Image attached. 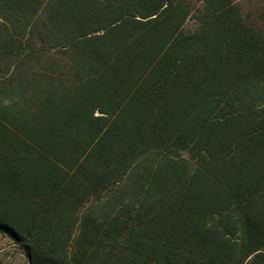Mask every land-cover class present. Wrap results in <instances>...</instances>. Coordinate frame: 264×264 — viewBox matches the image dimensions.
<instances>
[{"label": "trees", "instance_id": "obj_1", "mask_svg": "<svg viewBox=\"0 0 264 264\" xmlns=\"http://www.w3.org/2000/svg\"><path fill=\"white\" fill-rule=\"evenodd\" d=\"M191 14L0 0V239L28 264H264V27Z\"/></svg>", "mask_w": 264, "mask_h": 264}, {"label": "rangeland", "instance_id": "obj_2", "mask_svg": "<svg viewBox=\"0 0 264 264\" xmlns=\"http://www.w3.org/2000/svg\"><path fill=\"white\" fill-rule=\"evenodd\" d=\"M188 4L192 14L185 25V31L190 32L195 27V15L204 5V0H180ZM242 12L247 22L264 27V0H231ZM0 264H28L22 251L11 241L0 239Z\"/></svg>", "mask_w": 264, "mask_h": 264}]
</instances>
